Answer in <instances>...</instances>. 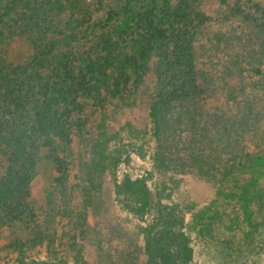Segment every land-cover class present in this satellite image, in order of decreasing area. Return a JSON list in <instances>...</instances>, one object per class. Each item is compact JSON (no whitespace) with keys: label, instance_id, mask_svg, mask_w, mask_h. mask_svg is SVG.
Here are the masks:
<instances>
[{"label":"trees","instance_id":"trees-1","mask_svg":"<svg viewBox=\"0 0 264 264\" xmlns=\"http://www.w3.org/2000/svg\"><path fill=\"white\" fill-rule=\"evenodd\" d=\"M213 1L217 16L206 8ZM216 20L238 21L248 32V39L223 34L218 50H239L253 39L264 52V0H0V228L9 232L3 249L24 254L47 241L32 190L41 166L53 175L50 205L66 187L75 140L89 142L97 116L104 121L111 110L147 95L152 137L163 151L187 149L201 160L200 170L219 166L227 183L194 216L189 239L192 234L195 245L213 257L264 251V134H258L262 149L253 154L244 143L254 129L244 73L259 75L255 85L264 86V64L252 56L245 70L237 53L226 65L237 84L217 80L199 50ZM16 38L32 50L24 63L6 54ZM221 90L237 104L235 112L208 108ZM97 138L92 142L98 149ZM124 182L138 192L145 212L146 180L134 188L126 174ZM181 253L193 260L195 246L187 243ZM159 264H172L168 250L159 253Z\"/></svg>","mask_w":264,"mask_h":264},{"label":"rangeland","instance_id":"rangeland-1","mask_svg":"<svg viewBox=\"0 0 264 264\" xmlns=\"http://www.w3.org/2000/svg\"><path fill=\"white\" fill-rule=\"evenodd\" d=\"M206 8L213 16L218 15V2H208ZM244 29L238 21L227 24L213 21L200 43L204 64L212 68L217 80L223 78L230 84H237L235 71H229L230 66H226L237 53L244 60L245 70L252 56L264 64V52L253 39L239 50L234 45L233 49L237 51L218 50L223 34H239L248 39ZM31 52L29 43L22 38H16L6 46L9 60L16 63L28 61ZM244 76L249 101H246V110L248 114L252 113L250 122L254 128L246 132L244 143L246 153L253 154L263 147L258 134H264V86L255 85L259 75L245 72ZM151 81L150 77L148 87L152 86ZM236 105L227 99L223 90L207 102L212 111L230 108V112H235ZM103 119L99 120L97 116L89 142L75 140L64 192L56 193L48 204L46 196L50 190H56L53 175L45 164L32 185L47 241L24 254L10 251L2 248L9 240V232L0 228V264H159L162 250L170 252L172 264H264V251L258 254L253 251L237 258L213 257L195 245L192 234L193 240L189 239L188 229L194 216L220 197L227 183L217 170L219 166H205L203 169L208 171L200 170L201 160L189 157L187 149V152L179 147L163 151L152 137L147 95L134 106L111 110ZM99 124H103L101 129ZM92 138L100 141L98 149ZM127 154L131 155L130 162L126 161ZM227 155L224 151L223 160ZM1 164L0 161V173L3 170ZM126 174L133 184L136 183V186L132 184L134 188L141 184L139 179L146 180L150 200L145 212L140 210L138 192L125 186ZM187 243L195 246V255L190 261L181 253Z\"/></svg>","mask_w":264,"mask_h":264}]
</instances>
